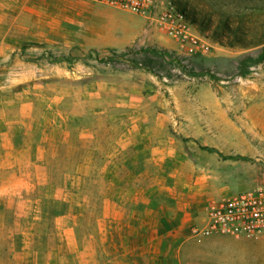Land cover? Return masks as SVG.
Masks as SVG:
<instances>
[{"label":"rangeland","instance_id":"374dc122","mask_svg":"<svg viewBox=\"0 0 264 264\" xmlns=\"http://www.w3.org/2000/svg\"><path fill=\"white\" fill-rule=\"evenodd\" d=\"M156 1L183 13L208 48L190 54L153 13L56 0L69 9L60 24L62 11L51 16L39 3L31 16L26 4L0 0V117L14 115L22 139L35 129L38 161L48 167L37 201L4 200L1 194L0 216L17 217L20 204L45 221L68 197L71 221H94L111 179L105 157L122 156L112 182L123 187L133 164L126 160L132 146L125 139L135 132L126 125L159 121L157 113L166 109L178 111L172 121L194 117L198 138L188 147L194 164L228 171L226 178H208L227 186L204 206L264 183V46H242L226 29V22L233 27L244 19L246 7L264 8V0ZM148 47L166 50L164 59L160 51H142ZM144 55L152 58L151 69L143 65ZM254 92L260 93L256 100ZM221 136L230 143L220 145ZM235 237L246 244L228 243V264H264V234Z\"/></svg>","mask_w":264,"mask_h":264},{"label":"crops","instance_id":"0c3cea01","mask_svg":"<svg viewBox=\"0 0 264 264\" xmlns=\"http://www.w3.org/2000/svg\"><path fill=\"white\" fill-rule=\"evenodd\" d=\"M3 1L26 4L30 14L39 3L45 10L62 11L57 17L60 24L66 23L64 13L69 11L66 3L60 8L56 0ZM253 96L256 100L260 93ZM177 112L166 109L157 113L159 121L126 125V130L135 131L125 139L132 146L126 160L134 165L125 170V184L118 187L112 182V169L122 156L105 157L111 179L94 221H71L68 197L45 221H37L34 212L26 213L20 204L17 217L1 215L0 264H228V243L236 241L235 236L192 232L206 219L205 201L224 194L227 186L214 185L208 178L216 174L226 178L228 171L213 173L208 165L194 164L188 150L198 138L194 117L172 121ZM0 120V195L4 200L20 197V202H36L38 186L48 183V167L38 161L35 129L22 139L14 115ZM229 143L227 136H221L220 145Z\"/></svg>","mask_w":264,"mask_h":264},{"label":"built area","instance_id":"2783aa9c","mask_svg":"<svg viewBox=\"0 0 264 264\" xmlns=\"http://www.w3.org/2000/svg\"><path fill=\"white\" fill-rule=\"evenodd\" d=\"M90 1L145 17L153 13L166 33L179 40L181 46L192 55L208 48L206 40L192 28L185 15L170 5L161 3L160 6L156 0ZM192 232L202 235L222 233L246 238L264 234V183L210 201L206 207L204 223L193 227Z\"/></svg>","mask_w":264,"mask_h":264},{"label":"trees","instance_id":"16d2710c","mask_svg":"<svg viewBox=\"0 0 264 264\" xmlns=\"http://www.w3.org/2000/svg\"><path fill=\"white\" fill-rule=\"evenodd\" d=\"M245 9L244 19L240 18V21H238L235 26L232 27L229 22H226V29L228 30L227 33L229 35H235L236 38L234 40L239 42L242 46H264V19L261 18V14L264 13V8L253 5L248 6ZM233 22L234 21H232V23ZM142 51L148 55H154L160 51L159 56L162 59H164L166 53V50L158 51L151 47H148ZM144 56L143 65L151 69L153 64L152 58L147 55Z\"/></svg>","mask_w":264,"mask_h":264},{"label":"bare ground","instance_id":"6f19581e","mask_svg":"<svg viewBox=\"0 0 264 264\" xmlns=\"http://www.w3.org/2000/svg\"><path fill=\"white\" fill-rule=\"evenodd\" d=\"M21 113V112H20ZM19 115V114H18Z\"/></svg>","mask_w":264,"mask_h":264}]
</instances>
